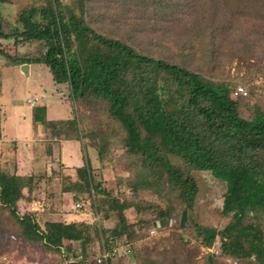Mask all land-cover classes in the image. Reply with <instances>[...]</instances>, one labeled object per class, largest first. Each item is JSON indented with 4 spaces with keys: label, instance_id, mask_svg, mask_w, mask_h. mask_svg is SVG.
<instances>
[{
    "label": "trees",
    "instance_id": "1",
    "mask_svg": "<svg viewBox=\"0 0 264 264\" xmlns=\"http://www.w3.org/2000/svg\"><path fill=\"white\" fill-rule=\"evenodd\" d=\"M4 40L42 42L43 49L19 56L3 48ZM261 59L264 0H78L76 10L39 0L8 30L0 13V70L45 65L55 92L67 91L63 116L51 117L45 103L32 109L33 121L50 133L48 158L58 163V139L77 140L83 151L95 139L102 170L112 167L116 149L132 167L117 179L129 197L96 180L86 154L72 169L0 171V230L42 248L49 264L69 257L77 259L70 264H88L98 232L87 219L58 214L64 195L72 202L94 196L101 198L103 234L128 245L122 257L132 264H199V249L217 243L219 253L205 254L201 264H264V97L256 88L234 95L236 86L212 79L234 60ZM78 104L99 111L104 127L84 130ZM196 171L225 183L220 213L229 220L222 227L192 217ZM41 197L43 215L20 209L21 201ZM162 227L170 235L160 249L146 236ZM187 228L193 243L181 232Z\"/></svg>",
    "mask_w": 264,
    "mask_h": 264
},
{
    "label": "rangeland",
    "instance_id": "2",
    "mask_svg": "<svg viewBox=\"0 0 264 264\" xmlns=\"http://www.w3.org/2000/svg\"><path fill=\"white\" fill-rule=\"evenodd\" d=\"M39 0H10L9 2L0 3V13H1V22L4 30H8L15 23V18L18 12L31 4L32 2H37ZM65 6L76 10L78 5V0H60ZM2 46L5 50H9L11 53L22 55H34L43 49L42 42H28L15 46L12 43V40L1 41ZM1 64V61H0ZM2 67V65H1ZM0 67V68H1ZM6 67L2 68L0 71L2 75L0 79L5 81L8 86H10V91L13 99V104L15 106H24V96L31 95L33 93L40 95L44 93H49L47 104L49 113L52 116H61L59 112L68 108V101L62 102L61 98L66 99L67 96L66 90L61 88L60 92H55L56 85L53 82L51 73L45 65H38L29 76L19 75L15 71L16 67ZM222 69L218 71L215 77H212L214 80L227 81L231 84V87L242 85L247 93V95L252 88H256L255 95L258 97H264V59L259 61L250 60V61H238L234 60L231 64L221 67ZM22 71V70H21ZM0 72V73H1ZM22 73H24L22 71ZM28 74V73H27ZM19 75V76H17ZM236 88V87H235ZM64 94V95H63ZM234 95H236L233 92ZM45 95V94H44ZM243 95V94H241ZM243 95V96H245ZM61 97V98H60ZM62 105L63 107H60ZM75 110L79 115L82 116L84 130L89 131V129H99L104 127V120L99 111L91 110L88 107H85L81 104L75 106ZM69 143V150L71 152V158L69 163L71 165H79L82 162V153L79 148V142L77 140L67 139L65 140ZM97 143L95 139L89 140L86 144V152L88 157L93 162L94 166V176L96 180H100L101 184H105L106 188L111 192H123L121 195L129 197L130 193L123 188L117 182L119 176L125 177L132 173V167L125 163L121 158L122 149H116L113 154V165L111 168H106L102 170L97 162L96 153H97ZM84 161V160H83ZM98 165V166H97ZM196 181L198 183L199 191L195 201V205L192 211V217L197 222H206L214 226L222 227L228 220L229 216H223L220 213V208L223 200V193L225 191V183L214 178L209 171H196L194 172ZM94 196L85 197L79 202H84V205L78 210L75 209V203L72 200L64 195L65 207H61L59 210L60 213H77L79 218L87 219L90 223L93 224L97 234V239H95L89 249V254L86 259L87 263H90V260L98 252L97 243L104 239L106 234H103V222L102 213L98 209V203H100L101 198ZM145 198L159 202V199L156 196L144 195ZM89 199V201H88ZM41 203L44 202L45 209L48 207V204L45 201V198L41 197ZM78 202V201H77ZM37 206V202H35ZM43 204V203H42ZM20 209L23 211L26 209L25 204L20 205ZM185 213V212H184ZM183 215V213H182ZM181 215V216H182ZM74 216V215H73ZM186 221V214L182 217V224ZM108 222V221H107ZM184 238L189 242H194V234L192 229H182L181 230ZM101 233V234H100ZM170 235V229L162 227L156 230V233L149 234L146 236V239L150 240L152 244H156L160 249L167 246V238ZM0 236H2L1 248L2 251L0 255H6L11 261V264H49V259L44 255L42 248L38 246H32L25 242L17 239L12 232L8 230H0ZM219 243L213 245L210 248L201 247L198 252L197 259L199 264L202 263V258L205 254L209 253H219ZM87 254V255H89ZM127 254V253H126ZM124 254V256H126ZM125 259V261H122ZM225 261L229 259L224 258ZM118 261L123 264H132L131 261H127V258L122 256L118 258ZM51 263V262H50ZM58 264V263H56Z\"/></svg>",
    "mask_w": 264,
    "mask_h": 264
},
{
    "label": "crops",
    "instance_id": "3",
    "mask_svg": "<svg viewBox=\"0 0 264 264\" xmlns=\"http://www.w3.org/2000/svg\"><path fill=\"white\" fill-rule=\"evenodd\" d=\"M27 64L28 74L22 73L20 66L16 67V73L21 76H29L30 73L35 71V66L29 63ZM5 69H7V67ZM1 75L2 72L0 73V76ZM44 94H41V96L35 93L25 95L23 97L24 106H15L11 98L10 86L0 79V171L22 175L31 173L43 174L49 173L52 167L58 164L71 169L74 166H78L69 163L71 152L69 150V143L65 141L67 139H58L59 148L54 154L58 159V163L52 162L50 157L48 158L46 143L50 139V133L41 124L34 122L32 115V109L35 105L47 104L46 101L49 93ZM32 96L37 98L34 105H30L27 102V99ZM60 107L63 106L60 105ZM66 112L67 110L64 109L61 113L59 112V114L63 116ZM49 115L54 117L50 113ZM79 145L82 153V164L84 154L87 156L88 154L86 150L83 151L80 142ZM35 202H37L36 207ZM42 203L40 199L31 198L30 200L21 201L19 204L21 206L25 204L26 210L28 211H34L39 215H43L46 209L43 206L44 202ZM58 215L66 221L79 219L77 213L62 212Z\"/></svg>",
    "mask_w": 264,
    "mask_h": 264
},
{
    "label": "built area",
    "instance_id": "4",
    "mask_svg": "<svg viewBox=\"0 0 264 264\" xmlns=\"http://www.w3.org/2000/svg\"><path fill=\"white\" fill-rule=\"evenodd\" d=\"M234 93L245 95L247 91L242 85H238L236 86ZM36 100L37 98L35 96H32L27 99V102L30 105H34ZM83 205L84 202L78 201L75 203V209L78 210ZM150 233L151 234L156 233V229H152ZM97 247H98L97 254L92 257L90 263L88 264H121L118 261V258L126 254L129 250L128 245L125 244L118 236L113 234L106 235L104 239H101V241L97 243ZM75 260L77 259L73 257H69L58 264H70ZM0 264H11V263L8 257L3 254L0 255Z\"/></svg>",
    "mask_w": 264,
    "mask_h": 264
},
{
    "label": "water",
    "instance_id": "5",
    "mask_svg": "<svg viewBox=\"0 0 264 264\" xmlns=\"http://www.w3.org/2000/svg\"><path fill=\"white\" fill-rule=\"evenodd\" d=\"M20 68H21V70H22L25 74L28 73V64H27V63L22 64V65L20 66ZM184 215H185V213L183 212L182 217H184Z\"/></svg>",
    "mask_w": 264,
    "mask_h": 264
}]
</instances>
